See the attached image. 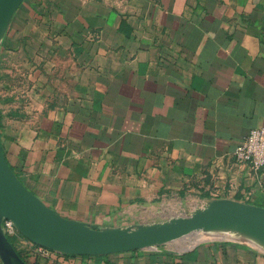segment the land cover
Returning <instances> with one entry per match:
<instances>
[{
    "label": "crops",
    "instance_id": "0c3cea01",
    "mask_svg": "<svg viewBox=\"0 0 264 264\" xmlns=\"http://www.w3.org/2000/svg\"><path fill=\"white\" fill-rule=\"evenodd\" d=\"M0 56L27 96L0 111L1 150L60 215L106 230L169 201L264 208V167L233 156L264 127V0H23ZM2 232L26 264H264L233 239L73 255Z\"/></svg>",
    "mask_w": 264,
    "mask_h": 264
},
{
    "label": "water",
    "instance_id": "95a60500",
    "mask_svg": "<svg viewBox=\"0 0 264 264\" xmlns=\"http://www.w3.org/2000/svg\"><path fill=\"white\" fill-rule=\"evenodd\" d=\"M22 1L0 0V24L7 20L6 29ZM204 205L206 206L192 214L190 212L163 222L97 229L60 215L38 199L16 177L0 147V258L3 264H14V261L26 264L4 236L1 229L3 219L11 220L16 229L33 243L73 255L109 254L153 248L196 234L219 240L244 241L264 251L262 246L251 239L216 231L219 227L239 224L263 235L264 208L229 199H214Z\"/></svg>",
    "mask_w": 264,
    "mask_h": 264
},
{
    "label": "rangeland",
    "instance_id": "374dc122",
    "mask_svg": "<svg viewBox=\"0 0 264 264\" xmlns=\"http://www.w3.org/2000/svg\"><path fill=\"white\" fill-rule=\"evenodd\" d=\"M0 44H1V40H0ZM20 78L21 77H19V75H15L14 73L11 74L10 72L5 71V64L0 56V111L3 108V106L6 105L15 107L17 105L22 106L23 104H26L27 101L26 89H23L21 88V86L17 85V81H19ZM163 207L165 208V211L164 210L160 211L156 215L145 219L146 223H141V224H148V222L149 223L163 222L172 217L182 216L189 213L184 208H182L178 203H174V201H169L165 203ZM16 232L19 231L17 230ZM191 239L205 240L208 239V237L204 234H196L193 235Z\"/></svg>",
    "mask_w": 264,
    "mask_h": 264
},
{
    "label": "built area",
    "instance_id": "2783aa9c",
    "mask_svg": "<svg viewBox=\"0 0 264 264\" xmlns=\"http://www.w3.org/2000/svg\"><path fill=\"white\" fill-rule=\"evenodd\" d=\"M233 156L237 163L248 164L254 170L264 167V127L251 128L235 147ZM2 230L7 234H15L17 231L8 219H3Z\"/></svg>",
    "mask_w": 264,
    "mask_h": 264
},
{
    "label": "bare ground",
    "instance_id": "6f19581e",
    "mask_svg": "<svg viewBox=\"0 0 264 264\" xmlns=\"http://www.w3.org/2000/svg\"><path fill=\"white\" fill-rule=\"evenodd\" d=\"M6 21L7 20H5L4 22H2L0 24V39L2 38V36L5 32L6 25H7ZM204 206H206V205H204ZM198 209H200V208H198ZM198 209H196V210H198ZM196 210H194L192 213H194ZM216 231L224 232V234H228V235H237V236H240V237H243L246 239H251L252 241H254L255 243H257L258 245H260L264 248V234L262 235V234L255 233V232H253V231H251V230H249V229H247L241 225L239 226V224H230L227 226L219 227L216 229ZM14 264H21V263L14 261Z\"/></svg>",
    "mask_w": 264,
    "mask_h": 264
}]
</instances>
